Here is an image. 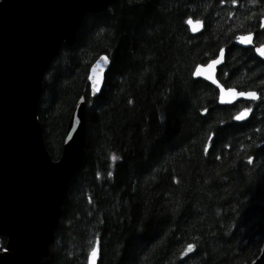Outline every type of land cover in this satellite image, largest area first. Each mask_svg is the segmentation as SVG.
Returning <instances> with one entry per match:
<instances>
[{"label":"trees","instance_id":"obj_1","mask_svg":"<svg viewBox=\"0 0 264 264\" xmlns=\"http://www.w3.org/2000/svg\"><path fill=\"white\" fill-rule=\"evenodd\" d=\"M263 17L264 0H114L86 17L47 69L40 102L57 159L86 97L83 166L67 191L52 264H89L96 247V264H250L259 255L264 60L254 49L264 44ZM248 33L254 43L244 47L236 37ZM222 47L219 80L256 90L257 100L222 104L213 84L193 76ZM101 54L112 63L93 96L87 77ZM5 243L0 237V249Z\"/></svg>","mask_w":264,"mask_h":264},{"label":"water","instance_id":"obj_2","mask_svg":"<svg viewBox=\"0 0 264 264\" xmlns=\"http://www.w3.org/2000/svg\"><path fill=\"white\" fill-rule=\"evenodd\" d=\"M113 2L0 0V236L6 238L0 250V264L54 261L56 231L67 191L83 166L87 117L86 99L82 95L69 118L61 155L54 159L40 121L44 77L63 45L75 42L86 17L106 11ZM190 26L192 30L195 27L194 32L202 28L198 21L191 20ZM101 56L91 66L89 76L101 75L103 67L104 86L112 62L110 59L108 64H98ZM218 57L219 54L213 59ZM211 60L198 64L194 77L212 83L204 76L195 75L197 69L209 71ZM221 65L211 70L217 81L212 84L219 89L220 102V89H224L225 102L221 103L227 104L233 91H247L226 88L217 77ZM93 67L96 72L92 71ZM239 99L248 100L237 96L231 103ZM77 119L81 123L73 134L69 125L76 127ZM250 264H264V241L259 255Z\"/></svg>","mask_w":264,"mask_h":264},{"label":"snow or ice","instance_id":"obj_3","mask_svg":"<svg viewBox=\"0 0 264 264\" xmlns=\"http://www.w3.org/2000/svg\"><path fill=\"white\" fill-rule=\"evenodd\" d=\"M189 23H191V20H189ZM260 27L264 28V20H262L260 22ZM193 31H196L195 27L193 28ZM236 40L241 45H245V46L253 45V43H254V34L253 33H248L247 35H239V36L236 37ZM254 50L261 58H264V44L260 45L259 47H256ZM224 55H225V49L221 48L219 50V57L216 58V59L211 60L210 63L208 64L209 71L203 72V71L197 69L195 75L197 77L204 76L206 79L210 80L213 84H216L217 81L214 79L211 70H214L216 68V66L221 65L223 63ZM108 63H110V58L108 56H106V55L105 56H101L100 57V61L98 62V64H108ZM92 71L96 72V67H93ZM103 71H104V69H103V67H101L100 68L101 75H98V76L90 75V76L87 77L88 81L90 82L91 91H92V93L94 95H98L102 91L103 80H104ZM220 91H221V97H220L221 102H225L224 95H223L224 89L221 87ZM237 96L245 97V98H248V99H251V100H257L258 99V96H257L256 92H239V93H236V92L233 91L231 93V99H229L227 102L231 103L232 101H234L237 98ZM251 111H252L251 109H245L242 112H240L235 117V119L237 121H243V120H245L247 118L248 114ZM206 113H207V110H205V114ZM80 123H81V121L79 119H77L75 121L76 127H73L72 124L69 125V127L72 128L73 134H75L76 128L79 127ZM112 159L115 160L116 157L113 156ZM108 175L112 176V173L109 172ZM192 248H193V245L189 244L188 245V251H191ZM97 255H98V247L93 248V250H92L91 257H90L91 264H95Z\"/></svg>","mask_w":264,"mask_h":264},{"label":"bare ground","instance_id":"obj_4","mask_svg":"<svg viewBox=\"0 0 264 264\" xmlns=\"http://www.w3.org/2000/svg\"><path fill=\"white\" fill-rule=\"evenodd\" d=\"M201 64H203V63H201ZM205 64H206V63H205ZM245 91H247V92H256L257 95L260 96L259 93H258L256 90H245ZM0 237H1V236H0Z\"/></svg>","mask_w":264,"mask_h":264}]
</instances>
